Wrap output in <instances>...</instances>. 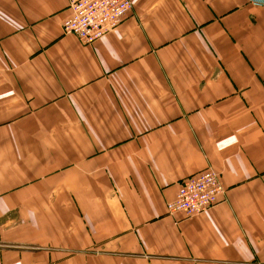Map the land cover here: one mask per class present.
Instances as JSON below:
<instances>
[{
  "label": "crops",
  "instance_id": "1",
  "mask_svg": "<svg viewBox=\"0 0 264 264\" xmlns=\"http://www.w3.org/2000/svg\"><path fill=\"white\" fill-rule=\"evenodd\" d=\"M71 1L0 0V264H264V5L132 0L83 44Z\"/></svg>",
  "mask_w": 264,
  "mask_h": 264
},
{
  "label": "built area",
  "instance_id": "2",
  "mask_svg": "<svg viewBox=\"0 0 264 264\" xmlns=\"http://www.w3.org/2000/svg\"><path fill=\"white\" fill-rule=\"evenodd\" d=\"M251 1L264 5V0ZM132 9V0H72L63 31L83 44H92L115 30ZM224 193L221 174L208 169L183 180L175 199L167 203V210L192 217L213 208Z\"/></svg>",
  "mask_w": 264,
  "mask_h": 264
}]
</instances>
